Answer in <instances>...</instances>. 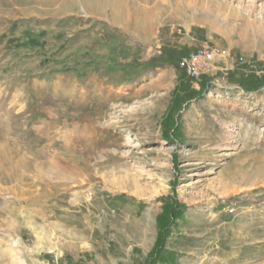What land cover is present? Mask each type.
Wrapping results in <instances>:
<instances>
[{"label": "rangeland", "instance_id": "rangeland-1", "mask_svg": "<svg viewBox=\"0 0 264 264\" xmlns=\"http://www.w3.org/2000/svg\"><path fill=\"white\" fill-rule=\"evenodd\" d=\"M173 199L163 264H264V0H0V264H148Z\"/></svg>", "mask_w": 264, "mask_h": 264}, {"label": "trees", "instance_id": "trees-1", "mask_svg": "<svg viewBox=\"0 0 264 264\" xmlns=\"http://www.w3.org/2000/svg\"><path fill=\"white\" fill-rule=\"evenodd\" d=\"M189 53H182L175 48L164 47L162 48V55L166 56L167 64H174L177 58L185 56ZM162 57H155L154 60H161ZM182 71L181 80L176 88L175 96L170 106V112L174 109L182 107L194 100H199L205 97V93L212 85V78L209 76H203L200 82V88L196 89L192 84V78L188 76L184 70ZM242 89L246 92L257 91L260 89L263 82L259 77H247L246 79L239 82ZM167 131V137L172 139ZM185 207H182L176 199L166 206L163 213L158 217V223L160 226V233L156 242V245L148 257V264H163V260L166 255V240L169 235L168 223L173 222L176 218L180 217ZM169 221V222H168Z\"/></svg>", "mask_w": 264, "mask_h": 264}, {"label": "built area", "instance_id": "built-area-1", "mask_svg": "<svg viewBox=\"0 0 264 264\" xmlns=\"http://www.w3.org/2000/svg\"><path fill=\"white\" fill-rule=\"evenodd\" d=\"M222 59L235 62V57L228 49L219 46H201L182 56L178 64L188 75L198 79L204 73L214 70Z\"/></svg>", "mask_w": 264, "mask_h": 264}, {"label": "bare ground", "instance_id": "bare-ground-1", "mask_svg": "<svg viewBox=\"0 0 264 264\" xmlns=\"http://www.w3.org/2000/svg\"><path fill=\"white\" fill-rule=\"evenodd\" d=\"M159 84V83H158ZM162 84V83H161ZM160 86V85H159Z\"/></svg>", "mask_w": 264, "mask_h": 264}]
</instances>
